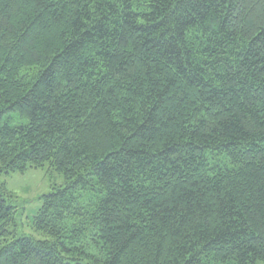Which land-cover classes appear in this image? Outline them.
<instances>
[{
	"label": "trees",
	"instance_id": "16d2710c",
	"mask_svg": "<svg viewBox=\"0 0 264 264\" xmlns=\"http://www.w3.org/2000/svg\"><path fill=\"white\" fill-rule=\"evenodd\" d=\"M46 165L0 264H264V0H0V177Z\"/></svg>",
	"mask_w": 264,
	"mask_h": 264
},
{
	"label": "rangeland",
	"instance_id": "374dc122",
	"mask_svg": "<svg viewBox=\"0 0 264 264\" xmlns=\"http://www.w3.org/2000/svg\"><path fill=\"white\" fill-rule=\"evenodd\" d=\"M0 183L6 184L17 198L21 233L37 239H43L44 237L31 227L32 221L42 207L41 197L49 193L54 186H65L63 176L46 165L41 169H31L25 174L3 175L0 177Z\"/></svg>",
	"mask_w": 264,
	"mask_h": 264
}]
</instances>
